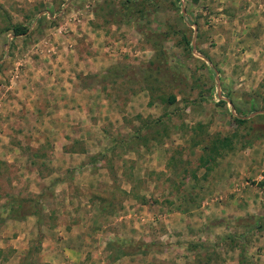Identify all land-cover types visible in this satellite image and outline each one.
<instances>
[{
    "label": "rangeland",
    "instance_id": "374dc122",
    "mask_svg": "<svg viewBox=\"0 0 264 264\" xmlns=\"http://www.w3.org/2000/svg\"><path fill=\"white\" fill-rule=\"evenodd\" d=\"M122 1L0 0V260L264 264V0Z\"/></svg>",
    "mask_w": 264,
    "mask_h": 264
},
{
    "label": "trees",
    "instance_id": "16d2710c",
    "mask_svg": "<svg viewBox=\"0 0 264 264\" xmlns=\"http://www.w3.org/2000/svg\"><path fill=\"white\" fill-rule=\"evenodd\" d=\"M146 0H123L121 2V8L125 11L126 10V17H131L133 14L132 11L134 13L137 14H141V12L143 11L142 9V5ZM135 10H133V9ZM123 17V16H122ZM123 20H126L125 18H122ZM8 29L11 31L12 37L15 36H19L21 34H24L26 31V28L19 25V24H13V25H9ZM163 35L161 33H155V32H149V33H145L144 32V39L146 41H148L151 45V49L153 50V56L149 61V64L156 63V64H162L164 62V53L162 51V41H163ZM202 54V56L206 57V55H204L202 52H200ZM207 58V57H206ZM156 68V67H155ZM113 73L115 74V76H117V71H116V67H112ZM145 78L144 79H148L149 76L151 75L150 73V68H146L145 69ZM118 73L120 74V72L118 71ZM170 77H176L173 74L170 75ZM147 89V88H145ZM175 101V97L174 95H169L166 98V103L167 104H172ZM221 102H223L222 100H220ZM235 121L238 122H243V119L241 117L235 116L234 117ZM200 123H196V126H199ZM192 135L197 136L193 130H192ZM202 135H204V137H198L197 139L195 137H190V141L192 142V146H199V150H200V155L198 156V163L202 164V165H208V164H212L216 157H218L222 152H225L226 150H230L232 148V137L233 135H218V134H208L202 131ZM13 199V198H12ZM11 199V200H12ZM24 202H26L28 205H25V209L22 210H15V209H10L9 208V212L14 213V215L19 216H23V215H32L35 214V205L31 206L30 204V199L28 200H22ZM13 202H18V200L13 199L12 200V204ZM21 201H19L17 204L19 206H21L20 204ZM21 211V212H20ZM19 213H21V215H19ZM133 246V245H132ZM132 252H136L138 250V248H132L131 249ZM202 250H204V248H202ZM210 252V253H209ZM215 253L212 251H207L204 252L202 257H197L194 258V261L192 264H209L210 262H213L215 259H217V257L214 256ZM185 264H191V263H185Z\"/></svg>",
    "mask_w": 264,
    "mask_h": 264
},
{
    "label": "crops",
    "instance_id": "0c3cea01",
    "mask_svg": "<svg viewBox=\"0 0 264 264\" xmlns=\"http://www.w3.org/2000/svg\"><path fill=\"white\" fill-rule=\"evenodd\" d=\"M105 66V65H104ZM70 80V79H69ZM68 80V81H69ZM65 92H67V90L65 91ZM73 163V162H72ZM32 215H30V216H27L26 218H30V219H32L33 221H34V223H36L37 222V220H36V218L35 217H33ZM36 221V222H35ZM27 223H29V222H27ZM36 225H38V224H36ZM39 226L41 227L42 226V224L41 223H39ZM39 227V228H40ZM22 236H20V235H17V236H14V238L12 239V241H10V243H12L13 245H14V247L16 246L15 245V243L17 242L18 244H20L21 245V250L23 249V245L28 241V237H26L25 236V233H22L21 234ZM2 242H1V240H0V252H2V250H3V246H2V244H1ZM16 243V244H17ZM48 243H46L45 244V246H46V248H47V245ZM50 247L49 248H47L48 250H51L52 249V243L50 242ZM54 246V245H53ZM46 249V250H47ZM12 253H16V252H18V251H14L13 252V250L11 251ZM62 252H63V254L65 255V258H66V256H68V255H72L73 253H76L75 252V250H70V249H68V248H63L62 249ZM52 253V252H51ZM16 261H17V259H16ZM0 263L1 264H4L5 263V260H0Z\"/></svg>",
    "mask_w": 264,
    "mask_h": 264
}]
</instances>
